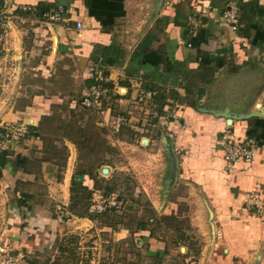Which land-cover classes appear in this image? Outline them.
Listing matches in <instances>:
<instances>
[{
    "label": "crops",
    "instance_id": "obj_1",
    "mask_svg": "<svg viewBox=\"0 0 264 264\" xmlns=\"http://www.w3.org/2000/svg\"><path fill=\"white\" fill-rule=\"evenodd\" d=\"M9 1L31 10L24 24L12 21L0 53V123L21 121L29 133L0 154V243L19 247L29 264H51L84 233L93 254L96 242L109 240L90 232L97 217L76 214L77 193L108 185L114 170L137 171L138 177L144 171L157 179L142 186L155 215L175 205L170 197L179 183L195 197L207 232L195 264H264V214L254 216L244 206L250 191L264 192V147L250 160L226 167L217 145L229 117L239 141L255 119L264 120V0H242L236 31L225 24L222 11L238 0L0 3ZM58 5L65 10L61 21L42 17ZM189 15L199 20L196 34H202L190 47ZM95 66L107 75L104 102L111 113L141 116L132 103L138 86L159 92V109L175 103L177 120L166 129L172 140L151 124L144 125L139 140L126 127L122 137L123 129L110 134L95 108L76 106ZM255 111L261 114L250 116ZM80 128L102 135L104 157L93 138L89 155L81 147L72 131ZM115 146L120 166L108 151ZM143 225L136 241L158 251L160 241ZM104 230L111 241L126 238L124 230Z\"/></svg>",
    "mask_w": 264,
    "mask_h": 264
},
{
    "label": "rangeland",
    "instance_id": "obj_2",
    "mask_svg": "<svg viewBox=\"0 0 264 264\" xmlns=\"http://www.w3.org/2000/svg\"><path fill=\"white\" fill-rule=\"evenodd\" d=\"M132 103L134 106V102ZM71 127L74 128L72 125ZM72 131L75 133L73 134L75 138L81 142V147L85 150H88L90 140L93 138L98 144L97 151L99 150L101 154L104 152L106 147L99 132L83 128ZM125 134H128V132L123 129L120 137ZM140 135L141 133L131 132L132 139L139 140ZM108 151L112 154L111 159L114 165L120 166L122 156L118 147L108 148ZM87 152L89 155V151ZM100 153L99 155H101ZM133 155L136 157L137 154ZM136 168L138 169V165H136ZM143 172H140L138 177L136 175L137 171L125 170L116 172L114 170L108 185L107 183H102L97 186L99 190L96 191L101 193H107L109 190L116 193L126 201V206L120 211L110 210L102 214H91L97 217V221L96 230L93 228L90 229V232L92 231V234L104 233V236L109 240L108 243L102 244L96 242L97 250L95 252L101 260H108L112 264H195L194 261H197L200 251L207 242V236L205 235L207 232L203 228L205 225L201 224L202 221L198 218L199 212L193 203L195 197L193 194L188 193V188L185 185L179 183L170 197L171 202L175 205L171 209H167L166 213L155 215L146 200L147 195L142 192V186L145 184L148 186L153 185L157 179L153 176H144ZM91 193L87 190L77 193L80 200H78V206L74 210L77 215H84L88 212L87 204ZM203 217L206 216L204 215ZM140 223L144 224L143 226L150 231L153 239L160 241L161 247L158 251H149L147 245H142L136 241L137 234L135 232ZM109 226L116 232L119 230L126 231V238L122 241H111L110 232H105L104 230V228ZM76 235L78 238L73 240L72 250L66 254L56 255L51 264H83L76 246L80 241L83 246H86V241H83L84 233ZM107 251L110 255L106 253Z\"/></svg>",
    "mask_w": 264,
    "mask_h": 264
},
{
    "label": "built area",
    "instance_id": "obj_3",
    "mask_svg": "<svg viewBox=\"0 0 264 264\" xmlns=\"http://www.w3.org/2000/svg\"><path fill=\"white\" fill-rule=\"evenodd\" d=\"M31 10L30 6L18 4L13 1L8 3H0V53L4 50L7 36L13 20L19 24L26 22L25 14ZM65 10L63 6L58 5L55 9L43 13V18L52 22H59L63 19ZM222 18L231 31H236L240 25V13L238 5L235 1H229L222 11ZM189 28L188 36L190 38L196 36V29L199 26V20L189 15L187 17ZM77 28L81 27L79 22L76 23ZM191 46L190 42L186 44ZM90 80L82 95L75 101L79 108H95L103 117L102 124L108 129L110 134H116L122 128H129L134 132L142 133L145 124H151L159 128L161 132H165V136L172 140L173 133L166 129L170 123L177 120L178 106L170 102L167 107L159 109L158 95L155 89H144L138 86L133 102L142 114L134 116L131 113L113 112L110 107L105 108L106 84L108 82L107 75L98 67H93L87 74ZM108 106V105H107ZM109 111L107 118L104 114ZM29 129L27 125L21 121H10L0 123V154L6 151L11 144L19 140H23ZM217 145L222 152L223 162L226 167H230L233 163L247 161L253 158L264 142H259L254 136H248L242 140H237L227 124L221 132ZM126 201L120 198L114 192L101 193L94 191L91 193L87 204V211L90 214H102L104 212L114 210H123ZM245 209L254 216H262L264 214V192L260 189H254L247 194L245 200ZM77 252L81 255V263L83 264H112L108 260H101L95 252L89 254L86 247L80 242L76 246ZM0 264H29L27 255L13 244L0 243Z\"/></svg>",
    "mask_w": 264,
    "mask_h": 264
},
{
    "label": "trees",
    "instance_id": "obj_4",
    "mask_svg": "<svg viewBox=\"0 0 264 264\" xmlns=\"http://www.w3.org/2000/svg\"><path fill=\"white\" fill-rule=\"evenodd\" d=\"M237 5H238V8H239V13H240V17H241V13H242V9L245 7L246 3L242 2V0H238L236 1ZM202 34L201 33H197L196 36L189 38V42L191 45H195V44H198L199 43V37L201 36ZM260 128V133L257 134L256 131L257 129ZM248 136H254L259 142H264V120L263 119H255L254 121V126L252 129H250L248 131ZM108 192H111L110 190L107 191Z\"/></svg>",
    "mask_w": 264,
    "mask_h": 264
},
{
    "label": "water",
    "instance_id": "obj_5",
    "mask_svg": "<svg viewBox=\"0 0 264 264\" xmlns=\"http://www.w3.org/2000/svg\"><path fill=\"white\" fill-rule=\"evenodd\" d=\"M261 113H259L258 111H255V112H252L251 114H250V116H259ZM231 123V118L229 117L228 118V124H230ZM165 136V135H164ZM166 137V136H165ZM166 139H168L167 137H166ZM104 172H106V170L104 169L103 170ZM176 180V179H175Z\"/></svg>",
    "mask_w": 264,
    "mask_h": 264
}]
</instances>
